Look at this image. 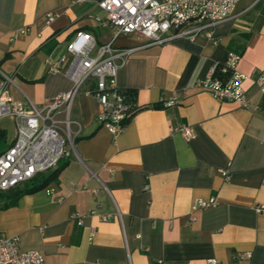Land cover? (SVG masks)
I'll return each mask as SVG.
<instances>
[{
    "label": "crops",
    "instance_id": "crops-1",
    "mask_svg": "<svg viewBox=\"0 0 264 264\" xmlns=\"http://www.w3.org/2000/svg\"><path fill=\"white\" fill-rule=\"evenodd\" d=\"M96 1L0 0V89L9 77L11 98L38 107L70 89L71 55L59 71L45 60L65 51L76 31L97 44L111 38ZM48 12L55 16L46 23ZM144 40L132 32L113 44ZM229 51L241 55V71H264V0H238L209 35L135 51L117 74L134 110L115 136L96 121L93 82H85L69 112L74 149L45 187L14 203L0 191V232L18 236L20 250H39L45 264H264V209H255L264 206V92L245 83L258 105L247 110L194 86ZM183 124L193 129L189 139L177 129ZM0 132L2 152L15 138L12 115L0 118ZM198 198L215 204L194 209Z\"/></svg>",
    "mask_w": 264,
    "mask_h": 264
},
{
    "label": "built area",
    "instance_id": "built-area-1",
    "mask_svg": "<svg viewBox=\"0 0 264 264\" xmlns=\"http://www.w3.org/2000/svg\"><path fill=\"white\" fill-rule=\"evenodd\" d=\"M77 2L83 0H76ZM238 0H97L96 5L106 12L102 24L112 28L111 38L97 44L89 32L76 31L66 43L65 51L46 58L50 71H59L71 59L65 73L72 81L70 89L56 94L44 106L31 102H20L11 98L6 82L0 89V118L12 115L15 118L16 134L12 143L0 152V191H8L53 168L68 152L74 149L69 116L75 95L87 81L93 82L92 94L99 104L96 121L114 136L124 127L134 110L133 103L124 89L117 83L119 69L138 49L153 44H162L177 36L190 38L233 16ZM256 2L258 0H250ZM55 13L48 12L49 23ZM137 32L145 37L139 44L117 47L114 40L121 34ZM241 55L229 51L221 62L213 61L206 73L194 81L196 88L207 91L213 98L236 102L239 106L253 110L246 92L245 83L252 81L260 92H264V71L251 68L244 72L238 68ZM174 100L165 102L170 105ZM63 117L60 118L59 114ZM77 125L79 123L74 121ZM185 139L193 135L190 125L177 128ZM226 171H224V174ZM47 188V193L52 192ZM215 204V199L198 198L193 208H205ZM261 211L264 206H256ZM108 219L109 216H103ZM81 222V218H78ZM248 257L249 253H245ZM217 264L216 258L208 259ZM0 264H45L39 250H20L19 238L0 232Z\"/></svg>",
    "mask_w": 264,
    "mask_h": 264
},
{
    "label": "trees",
    "instance_id": "trees-1",
    "mask_svg": "<svg viewBox=\"0 0 264 264\" xmlns=\"http://www.w3.org/2000/svg\"><path fill=\"white\" fill-rule=\"evenodd\" d=\"M132 114V113H131ZM5 138V134L0 132V140ZM63 165H58L55 169L41 172L35 175L33 178L19 184L18 186L6 191V195L9 198L10 203H14L15 199L23 194L36 191L45 187L49 182L56 180L57 175Z\"/></svg>",
    "mask_w": 264,
    "mask_h": 264
},
{
    "label": "rangeland",
    "instance_id": "rangeland-1",
    "mask_svg": "<svg viewBox=\"0 0 264 264\" xmlns=\"http://www.w3.org/2000/svg\"><path fill=\"white\" fill-rule=\"evenodd\" d=\"M4 123L7 127V130H8V136L10 135V137H11V135L13 134V131H14L13 122H11L10 119H6V120H4Z\"/></svg>",
    "mask_w": 264,
    "mask_h": 264
}]
</instances>
